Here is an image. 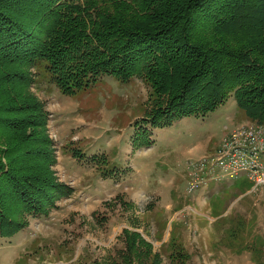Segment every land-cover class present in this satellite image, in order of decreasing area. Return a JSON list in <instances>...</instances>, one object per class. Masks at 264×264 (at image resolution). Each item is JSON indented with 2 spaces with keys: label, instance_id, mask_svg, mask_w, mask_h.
Wrapping results in <instances>:
<instances>
[{
  "label": "trees",
  "instance_id": "obj_1",
  "mask_svg": "<svg viewBox=\"0 0 264 264\" xmlns=\"http://www.w3.org/2000/svg\"><path fill=\"white\" fill-rule=\"evenodd\" d=\"M31 66L68 96L104 74L142 78L150 93L141 122L152 127L203 117L230 94L264 125V0H0V139L9 144L0 148V237L72 192L51 168L47 112L29 91ZM134 136L135 147L151 143L141 126ZM66 149L82 157L80 148ZM100 159L103 174L113 172ZM123 235L121 264H160L138 232ZM169 249L174 262L187 256L175 240Z\"/></svg>",
  "mask_w": 264,
  "mask_h": 264
},
{
  "label": "rangeland",
  "instance_id": "obj_2",
  "mask_svg": "<svg viewBox=\"0 0 264 264\" xmlns=\"http://www.w3.org/2000/svg\"><path fill=\"white\" fill-rule=\"evenodd\" d=\"M38 69L29 67L31 77L29 91L38 98L47 112L45 131L50 139L49 146L53 148L54 157L51 168L58 179L69 187L74 177L78 176L81 181L74 187L79 192L72 194L71 187V194L57 199L55 206L50 208L46 215L28 217V225L12 238L0 237V264H121L118 255L125 248L123 235L125 229L138 232L149 242L152 252L160 255V264H264V214L261 215V203L253 200L258 196L264 201V194L261 196L259 194L264 189L263 185L253 184L252 189L249 188L251 191L244 192L250 194H247L249 199L243 203L242 208L227 209L228 213L223 217L218 215L215 205L212 208L204 202L196 204V199L191 196L190 200H186L180 206L185 207V216L180 214L181 219L175 235H173L174 224L171 212L167 211L163 214L159 207L161 202L156 195L135 205L133 202L125 201L123 196L100 201L102 197L107 196L102 191L104 189L102 179L107 178V175L103 174L102 165L99 164L103 155H87L80 148L82 150L80 159L67 151L62 153L65 156L60 157L58 154L57 161L59 145H57V136L52 130L54 111L49 106L54 97L44 92L49 81L44 70ZM148 88L147 84L140 86L143 98L147 99L145 112L149 105ZM84 93H88L87 106L92 107V109L87 108L88 113L85 114L89 118L88 125H91L92 122L100 121L101 116L99 113L97 115L95 109L103 101L102 99H106L104 97L107 94L102 84L98 83L92 89L90 87L88 91L81 92L77 98ZM94 98L97 100H93ZM130 98H135L132 92ZM233 99V95L230 94L223 103L232 102ZM141 120L142 118L136 121L135 132L141 126L149 134V130L155 127L150 123L143 124ZM222 136H219L215 148L219 146ZM5 145L9 148L5 138L1 137L0 148L6 150ZM132 146L145 147H135L134 143ZM92 161L96 167L91 166ZM119 173L120 170L116 177H121ZM89 177L90 180L87 181ZM106 182L112 190L114 185L110 180L106 179ZM186 192L190 193L187 190ZM183 193L185 194V191ZM229 203L228 200L224 201L225 205L221 207L225 208ZM219 205L222 203L217 204ZM262 210L264 212V208ZM157 225L158 227L167 225L164 240L157 236ZM172 240L180 243L187 254L183 262H174L169 257ZM251 240H254L253 245L250 243ZM148 261L151 262V259ZM133 264L140 263L135 260Z\"/></svg>",
  "mask_w": 264,
  "mask_h": 264
},
{
  "label": "crops",
  "instance_id": "obj_3",
  "mask_svg": "<svg viewBox=\"0 0 264 264\" xmlns=\"http://www.w3.org/2000/svg\"><path fill=\"white\" fill-rule=\"evenodd\" d=\"M47 83L48 86L44 92L54 97L49 106L54 111L52 130L57 136V145H59L57 161L58 154L60 157L65 156L62 153L68 151L67 147L77 146L82 148L87 155L102 154L107 160V167L113 169L107 178L102 179L104 188L102 191L107 196L102 197L100 201L123 196L125 201L133 202L135 205L156 195L161 202L159 207L163 214H166L167 211L171 212L174 224L173 235H175L176 229L179 227L178 222L181 219L179 218L180 214L185 216V207L180 206L186 200H190L191 196L196 199V204L204 202L212 208L215 205L218 215L222 217L228 213L227 209L236 207L239 210L243 203L249 199L247 194L250 193L244 192L252 189L253 181L244 175L219 180L205 179L201 185L188 193L191 195L188 196L186 192L189 162L198 160L201 156L214 151L219 136L248 120L246 115L237 108L235 99L232 102L225 101L203 117L185 116L175 120L169 126L150 129L148 134L150 145L133 148L135 123L138 119L143 118L147 100L141 94L140 86L145 85L142 78L133 76L129 80L121 82L112 75H101L91 85V89L97 83L102 84L107 95L104 97L106 99H102L103 101L99 103L98 108H94L97 115L99 113L101 116L100 121L92 122L91 125H88L89 118L88 115H85L88 113L86 112L87 108L92 109L91 106H87L89 105L86 102L88 93H84L78 98L79 94L68 96L61 93L56 85ZM125 89L128 91L126 92ZM131 92L135 98H130ZM86 94L87 96H84ZM93 100L96 101L97 98ZM90 102L92 103V100ZM230 126L231 129H229ZM92 162L91 166L96 167L94 161ZM118 170H120L121 177H116ZM81 177L83 178V176ZM111 177L117 178V180L113 179V181L110 179ZM106 179L114 185L112 190ZM80 181L81 179L75 176L70 183L73 188L72 194L79 192L74 186ZM184 191L187 195L183 193ZM259 194L263 195L264 189ZM244 197L246 199H243ZM227 200L230 202L229 205L225 208L221 207ZM253 200L261 203V215L264 214L262 210L264 201H261V197L259 199L257 196ZM218 203H222V205L217 206ZM166 226L158 227L157 225L156 227L157 236H160L161 240L166 237ZM253 241L250 242L252 245Z\"/></svg>",
  "mask_w": 264,
  "mask_h": 264
},
{
  "label": "built area",
  "instance_id": "obj_4",
  "mask_svg": "<svg viewBox=\"0 0 264 264\" xmlns=\"http://www.w3.org/2000/svg\"><path fill=\"white\" fill-rule=\"evenodd\" d=\"M244 175L254 186H264V125L246 120L224 134L212 152L189 162L187 191L205 179L219 180Z\"/></svg>",
  "mask_w": 264,
  "mask_h": 264
}]
</instances>
